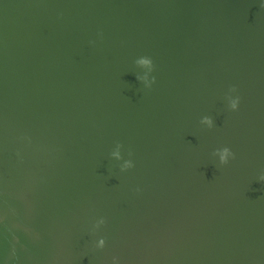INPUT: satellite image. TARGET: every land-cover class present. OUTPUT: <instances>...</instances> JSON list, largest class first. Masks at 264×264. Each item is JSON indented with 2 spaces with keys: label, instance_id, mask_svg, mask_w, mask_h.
<instances>
[{
  "label": "water",
  "instance_id": "obj_1",
  "mask_svg": "<svg viewBox=\"0 0 264 264\" xmlns=\"http://www.w3.org/2000/svg\"><path fill=\"white\" fill-rule=\"evenodd\" d=\"M262 173L260 0H0V264H264Z\"/></svg>",
  "mask_w": 264,
  "mask_h": 264
},
{
  "label": "clouds",
  "instance_id": "obj_2",
  "mask_svg": "<svg viewBox=\"0 0 264 264\" xmlns=\"http://www.w3.org/2000/svg\"><path fill=\"white\" fill-rule=\"evenodd\" d=\"M261 6H264V0H260ZM136 67L144 70L143 76H137V79L145 86L150 87L153 83H155V77L151 75L154 71V64L152 59L149 56H139L134 61ZM236 88L231 87L228 90V93L226 95V99L228 101L227 107L235 112L239 108L240 104V97L239 95H233L236 93ZM200 124L203 126H206L207 128L211 129L214 127V122L211 117L209 116H203L200 119ZM122 148L123 145L119 142H116L110 152L111 159H114L119 163V169L121 172H124L128 169H131L134 167L132 159H124L122 156ZM130 155V154H129ZM212 155L216 158H218L219 164L225 165L227 164L231 159H234V153L231 151L228 147H223L215 150ZM259 182H264V173H262L258 177ZM105 223L103 218H100L96 220L95 224L93 225V230L99 229L103 224ZM105 246V240L103 238H99L95 241V247L102 249ZM112 264H119V260L117 257H112Z\"/></svg>",
  "mask_w": 264,
  "mask_h": 264
}]
</instances>
